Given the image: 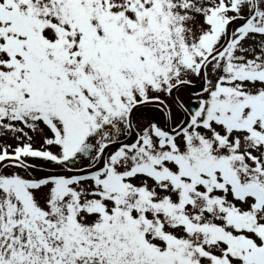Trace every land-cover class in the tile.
Returning <instances> with one entry per match:
<instances>
[{
	"label": "snow or ice",
	"instance_id": "snow-or-ice-1",
	"mask_svg": "<svg viewBox=\"0 0 264 264\" xmlns=\"http://www.w3.org/2000/svg\"><path fill=\"white\" fill-rule=\"evenodd\" d=\"M0 264H264V0H0Z\"/></svg>",
	"mask_w": 264,
	"mask_h": 264
}]
</instances>
